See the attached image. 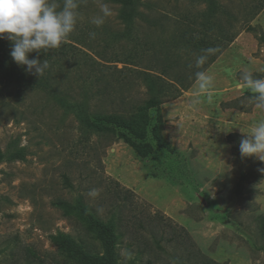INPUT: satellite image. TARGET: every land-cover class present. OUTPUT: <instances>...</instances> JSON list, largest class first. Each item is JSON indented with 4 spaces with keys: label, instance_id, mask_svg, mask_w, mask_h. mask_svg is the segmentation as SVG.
<instances>
[{
    "label": "rangeland",
    "instance_id": "374dc122",
    "mask_svg": "<svg viewBox=\"0 0 264 264\" xmlns=\"http://www.w3.org/2000/svg\"><path fill=\"white\" fill-rule=\"evenodd\" d=\"M217 1L225 29L230 26V34H238L206 70L215 78L214 87L196 93L192 84L179 98L162 104L161 135L168 143L164 148L153 140L156 112L149 111L145 141L153 151L146 157L112 135L106 138L82 128L74 115H65L44 94L43 87L27 85L21 78L8 80L0 73V264H94L103 258V242L89 222L75 212L65 217L53 206L59 199L73 204L80 197L100 223L117 224L123 212L122 226L116 229V264L185 260L186 253L167 245L166 237L160 242L165 251L155 245L148 216L156 212L182 228L209 263L264 264V162L241 157L239 152L243 135L264 120V111L245 95L251 92L241 87L246 70L264 78V0ZM101 2L109 5L111 14L96 27L90 18L99 13ZM141 2L149 5L140 9L151 11V22L165 14L161 27L167 28V36L169 20L186 13L194 22L207 6L205 0ZM80 3L73 37L87 46L73 44L82 60L106 67L119 78L144 68L127 56L131 42L123 34L118 7L108 0ZM138 22L140 28L146 25ZM248 26L254 31H247ZM93 32L94 38L89 35ZM122 68L120 75L114 70ZM123 80L124 86L114 80L104 82L110 96L103 102L83 88L76 91L75 99L93 112L101 103L119 106L123 95L146 98L139 78ZM231 134L239 136L236 143L228 142ZM93 188L100 190L96 198L87 195ZM120 188L132 192V204L115 202V190ZM58 233L85 242L93 254L81 256L77 248L71 251L53 242L51 237ZM154 237L160 241L159 234ZM138 242L147 248L136 249ZM124 248L131 251V259L123 257Z\"/></svg>",
    "mask_w": 264,
    "mask_h": 264
},
{
    "label": "trees",
    "instance_id": "16d2710c",
    "mask_svg": "<svg viewBox=\"0 0 264 264\" xmlns=\"http://www.w3.org/2000/svg\"><path fill=\"white\" fill-rule=\"evenodd\" d=\"M108 2L118 7L117 16L124 26L123 34L131 42L127 43L130 48L128 58L136 60L138 65L144 64L143 66H145L139 70L133 69L136 70L133 71L136 73L135 75L122 78H130V76L139 78L145 89V99L138 100L123 95L119 106L110 108L101 103L100 108L93 112H89L83 103H79L75 99V95L80 88L92 91L103 102V98L110 96L104 82L114 80L116 84L124 86V80L112 73L109 74V69L106 67L99 65L96 67L85 59L82 60L80 56L82 53L73 42L82 44V47L84 44L77 41L73 37V33L67 42L59 48L41 50L39 59L47 60L50 68L39 78L26 72L24 68L12 60L10 56L11 43L7 39H0V73L8 80L13 77L21 78L27 85L34 86L35 84L43 87L44 94L58 104L65 115H74L82 128L92 133L102 134L106 138L112 135L114 139L122 140L130 145L141 157H146L153 151L151 144L145 141L150 125L149 111L155 110L156 112L155 123L152 125L151 131L153 140L159 148H164L166 145L168 146V143L161 135L165 126V120L159 112L162 104L179 98L183 92L187 91L194 84L195 72L198 70L206 71L227 49L238 32L230 34V26L225 29L219 17L220 4L217 0H205L206 9L201 12L200 18L194 22L188 20L186 13L178 16L175 12L177 15L175 20L167 22L168 26L171 27L168 36L166 35L167 28L164 30L161 27V18L165 14H159L161 18H154L151 22L148 19L151 11L145 13L140 9L143 6L149 8V5L142 3L141 0H108ZM79 12H81L80 8ZM139 20L146 24L144 28L139 27ZM171 24L173 25L170 26ZM141 29L144 30L142 33ZM246 30L254 31L251 26H248ZM209 47L218 48L219 51L210 56L205 65L197 69L195 67L196 55H199L202 49ZM35 56L36 53L30 54V58ZM114 70L120 75L125 68ZM245 95L251 98L253 94L246 93ZM238 139V135L231 134L227 140L229 143L231 141L236 143ZM2 158L3 155L0 153V161ZM64 179L66 185L70 187L68 177L64 176ZM115 196V202L132 204L133 195L128 189L115 190ZM53 206L60 209L65 217H70L73 212L79 214V217L88 221L93 230L100 236L105 255L103 258L96 259L98 262L93 261L94 264H116L115 248L118 240L116 229L119 224L120 227L122 226V211L118 216L117 224L115 221L100 223L97 221L92 208L87 205L82 197L75 200L73 204L67 200L59 199L53 203ZM123 207L125 208V205L122 206V209ZM148 218V222L152 224L149 230H151L157 247L165 251L160 242L166 237L165 243L167 245L174 244L181 248L180 251L186 253L185 260L183 261L181 258L178 264H217L209 263L208 259L196 249L189 235L182 228L172 223L168 217L156 212L150 213ZM141 227L145 228L144 226ZM126 228L128 229V227ZM129 233L138 234L130 230ZM156 234L160 235V241L154 237ZM51 238L53 242L68 250L75 251L77 248V253L81 256L93 254L85 242H76L70 235L58 233ZM135 245L136 249H139L141 245L147 248L146 244L140 242Z\"/></svg>",
    "mask_w": 264,
    "mask_h": 264
},
{
    "label": "clouds",
    "instance_id": "9594fccd",
    "mask_svg": "<svg viewBox=\"0 0 264 264\" xmlns=\"http://www.w3.org/2000/svg\"><path fill=\"white\" fill-rule=\"evenodd\" d=\"M80 0H0V39L11 43L12 60L38 78L50 68L47 60H40L41 50L57 49L66 43L75 31L80 19ZM111 14L107 3H100V11L90 18L96 27L102 26ZM92 38L95 33L89 34ZM218 48L202 49L195 57V67L205 65ZM36 53L30 58V54ZM195 92H208L214 87V76L198 70L194 74ZM241 87L250 91L251 100L257 110L264 111V78H255L252 71L241 75ZM198 103V101H195ZM241 157L254 158L264 162V120L258 121L250 134H244L239 143ZM264 171V169H261ZM100 190L93 188L87 195L96 198ZM123 257L132 258L127 248L122 249Z\"/></svg>",
    "mask_w": 264,
    "mask_h": 264
}]
</instances>
